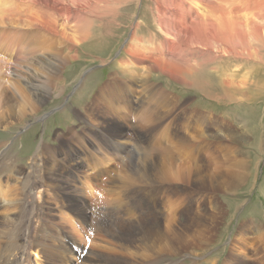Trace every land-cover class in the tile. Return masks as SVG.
<instances>
[{"label":"bare ground","instance_id":"6f19581e","mask_svg":"<svg viewBox=\"0 0 264 264\" xmlns=\"http://www.w3.org/2000/svg\"><path fill=\"white\" fill-rule=\"evenodd\" d=\"M11 1L23 7L30 26L44 31L57 46L48 43L36 49L42 48V54L20 59L14 55L17 41L6 36L10 52L7 60L0 56V127L13 125L16 117L22 121L26 110L22 112L21 107L43 102L50 88L57 90L58 83H50L61 72V49L108 52L119 36L118 29L102 28L115 23L128 2ZM151 8L150 16L142 13L131 26L124 54L116 63L132 84L136 72L145 70L139 86L147 104L141 102L134 120L130 115L136 101L126 84L121 88L125 96L102 86L84 105V116L76 115L84 125L82 132L68 140L57 135L56 147L40 142L26 162L17 164V158L8 157V149L18 136L2 142L0 264H71L74 260L75 264H195L199 257L195 250L205 248L219 228L224 211L219 195L234 189L243 178L226 172L224 151L214 157L208 151L212 147L202 142L206 131L214 129L221 132L215 134L219 141L215 148L224 149L223 123L204 119L197 110H185L187 106L183 102L179 106L170 93V98L163 95L165 102L159 101L161 94L155 96L148 88L155 75L180 85H196L206 96L241 82L225 73L226 62L243 54L250 58L255 44L264 38V0H153ZM150 28L156 31L151 37L146 34ZM1 42L5 39L0 37ZM211 69L218 72L210 73ZM8 73L26 80L30 91L19 96L9 89L12 78ZM209 123L213 125L207 128ZM106 133L113 136L112 141L106 140ZM133 146L138 156L129 158ZM176 152L184 158L176 157ZM116 160L122 162L118 173ZM76 174L102 198H92L84 183L71 178ZM111 212L114 219L108 222L105 217ZM61 215L73 223L77 234L71 241L73 247L63 240L67 235L58 218ZM255 226L253 221L240 223V246L256 232ZM87 232L85 238L100 242L104 250H84L82 236ZM31 253L38 255L37 260H31ZM169 255L177 257H164ZM251 256L252 250L242 247V251L229 252L220 264H263L260 259L251 262Z\"/></svg>","mask_w":264,"mask_h":264},{"label":"rangeland","instance_id":"374dc122","mask_svg":"<svg viewBox=\"0 0 264 264\" xmlns=\"http://www.w3.org/2000/svg\"><path fill=\"white\" fill-rule=\"evenodd\" d=\"M151 6L153 7V0H128L125 3V6L117 13L115 23H107V26L102 28V30L107 28V31H109V29L115 27L119 31L116 30L119 36L116 37L114 43L112 42L114 45L111 44L108 48L109 51L103 55L102 53L98 55L83 47L77 48V51L65 50L60 47L62 53L60 60H58V66L61 72L55 75L50 83L53 85L56 81L58 83L57 90L54 88L51 90L50 88V95L47 99L43 102L37 101L34 106L32 105L35 110L33 112L30 111L32 108L30 104L29 106H23L24 108L21 107L22 112L26 110L22 121H18L16 117L12 119L15 122L13 125L0 127V146L3 144L2 142L8 143L11 139L18 136L8 149V157L17 158V164L24 163L34 153L36 146L40 142H44L48 147H56L59 144L55 140L57 135L68 140L73 134L82 132L84 125L76 115L84 116V105L90 103L102 86L115 89L117 96H125V92L121 91L125 83L129 89V95L132 96V101H136L134 104L132 103L134 111L130 115L132 120L135 119V115L139 113L141 102L147 104V99H142L144 98V92L141 91L139 86L145 70L142 68L141 71L136 72L137 78L132 84L120 74L122 70L116 63L121 55L124 54L123 48L128 42L132 30L131 26L142 13L150 16L152 14ZM0 7V16H4L2 23L0 22V37L3 40L5 39V42H1L0 45V56L2 58L7 60L8 52H10V42L6 41V36L17 41V45H19V47H16L17 55L14 52L13 54L20 59L31 57V53L42 54V48L40 50L36 49L46 44L48 46V43L55 47L57 46L49 40L50 36L48 34L27 23L23 7H19L18 4L11 0H0ZM4 20L7 21L4 22ZM118 22L121 24L120 26H117ZM142 23L144 24V22ZM155 32L153 28H150L146 34L151 37ZM3 36L4 38H2ZM255 46L257 50L254 48V53H252L250 58L247 57L248 55L243 54L241 57L227 59V70L225 73H229V75L232 73L236 79L241 78V82H233V84L224 88V92L220 91L218 93L214 90L213 92L211 91V96H206L203 95V92L196 85H180L157 75L152 77V83L148 88L155 96L161 94V97L158 98L159 101L165 102L163 95L169 98L170 95H173L178 100H172L179 103V106L182 102L187 106L185 110H197L204 115V119L211 118L214 123H223L226 132L220 139L225 145L224 149L215 148L216 143H219L215 134L218 135L217 133L221 134V132H215L214 129L206 131L207 135H204L202 142L208 143L212 147L208 151L213 153L214 157L224 151V158L227 162L224 166L225 170L227 169V173L243 176L240 181H237V186L234 189H228L224 194L219 195V200L222 201L224 210L222 218H219V228L215 234L211 235L208 247L195 250L194 255L199 256L195 258V264H205L206 262L220 264L224 258L229 257V252L242 251V247L252 250L253 256L249 258L251 262L260 259L264 264V38L259 41V44L256 43ZM88 69L89 72L83 75V72ZM211 70L210 73L213 74L218 72L217 69ZM8 76L12 78V87L10 85L9 89L16 91L17 95H24L22 92L26 90V92L30 91V86L26 80H19L15 75H10L9 73ZM15 85L17 86L16 89ZM167 89L170 92H166ZM53 90L56 92L53 93ZM29 97H33V95ZM154 106L155 104L152 105V107ZM176 106L175 109H177ZM181 113L183 112L181 111ZM212 125L211 123L206 124L207 128L212 127ZM106 135L107 137L109 136L106 140H110V137H113L108 133ZM110 141L108 142L110 143ZM172 145L174 146V144ZM172 145L170 144V146ZM130 148L129 158H136L138 156L137 148L134 146ZM74 153L76 154V151ZM182 155L183 153L176 152V157L184 158ZM121 163L117 160L114 162L116 173H118ZM84 172L86 173L87 170ZM76 175L71 178L75 179L79 185L85 184L84 181L80 182V175ZM85 185V189H87L88 184L86 183ZM90 190L88 188L86 192L91 193L90 196L92 198L97 200L102 198L101 193ZM61 195L63 196L64 194ZM58 218L64 224L65 228L63 230L68 236H65L63 240L73 247L75 244L71 241L75 240L72 238L77 237L76 232L73 230V223L70 225L67 222L68 219L63 215ZM105 219L111 222L114 219V213L111 212ZM250 221L256 223V232L246 235V244H241V247L238 243V237H241L242 233L238 232V227L240 223H248ZM88 233L82 236L83 244H81L85 248L83 249L87 253L92 249L95 251L104 250V245L100 242L85 238ZM257 251L258 254H256ZM76 253L79 255L78 252ZM87 253L82 252L83 257L87 256ZM260 255L263 257H258ZM37 257L38 255L31 253V260L35 261ZM164 257L174 259L177 256L169 255ZM74 262L75 260L71 264H75Z\"/></svg>","mask_w":264,"mask_h":264},{"label":"water","instance_id":"95a60500","mask_svg":"<svg viewBox=\"0 0 264 264\" xmlns=\"http://www.w3.org/2000/svg\"><path fill=\"white\" fill-rule=\"evenodd\" d=\"M88 72H89V69L86 70L85 72H83V75H86V73H88Z\"/></svg>","mask_w":264,"mask_h":264}]
</instances>
